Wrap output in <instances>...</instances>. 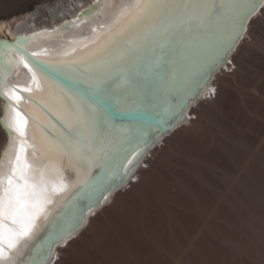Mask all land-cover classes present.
<instances>
[{
	"label": "bare ground",
	"instance_id": "6f19581e",
	"mask_svg": "<svg viewBox=\"0 0 264 264\" xmlns=\"http://www.w3.org/2000/svg\"><path fill=\"white\" fill-rule=\"evenodd\" d=\"M134 3L135 0H0V36H3L5 24L8 23L10 27L7 39L11 40L0 41V51L4 53L0 58V198L4 197V189L11 187L7 183V177L12 174V170H19L21 165H27L25 179L36 185V196L49 201L43 205V214L36 216L31 237L23 245H18L19 253L13 254L14 264H24L28 261L32 255L31 248L34 249V241L60 209L67 207L80 188L98 173L113 153H116L114 151L122 138L114 139L110 146H106L105 151L98 153L91 164L70 162L67 156L60 157L49 152L41 133L45 130L47 121L54 118L41 101L50 102L49 83L46 82L45 76L48 81L56 79L42 72L38 64L42 61L53 62L44 66L54 69L65 78L78 81L83 79L81 72L66 68L58 62L78 60L94 54L92 62L97 67L92 69V75H114L122 72L128 75L133 84L135 76L145 66V71L150 70L155 60H164L173 53L175 55V46L181 42V38L200 25L197 20L185 19L178 10L170 15L164 14L134 25L122 35H113L124 22L121 13L125 9H131ZM207 22L205 21V24ZM263 25L264 4L260 11L250 18L243 39L229 53L211 82L205 85L200 95L191 102V107L183 114L176 127L147 150L140 159L136 172L131 174L124 186L111 187L110 196L86 215L81 227L55 246L50 264H63L64 257L79 243L85 246L84 254L79 258L82 264L136 263V251L148 243L138 238L134 224L119 223L112 228L106 227L100 234L98 231L96 233L97 224L116 209L119 202L134 191L137 185L148 181L155 167L168 156L171 142L195 124L203 106L213 99L212 95L217 93L219 83L226 80L227 74L235 68L237 60L253 44L257 30ZM164 29L167 31L163 32ZM20 36L25 40H20ZM18 41H23L19 45L20 51L10 52L9 48L18 47ZM33 53L36 55L30 57ZM20 56L24 57L27 66L25 62H20ZM9 57L17 61L11 67L4 63ZM200 116L201 114L198 115ZM16 125L22 127V133L15 130ZM21 141L25 143L21 144ZM186 166L190 168L193 164L187 163ZM61 184L66 187L55 195L45 196L42 191L57 189ZM178 186L177 182L166 185L168 199L179 198V189L175 194L170 190ZM25 198L31 203V197ZM4 206L9 207L6 199ZM40 206L37 201L36 207ZM140 210L142 214L146 213L145 208ZM22 211L34 213L36 209L23 207ZM3 223L6 229L13 227L9 218H5ZM159 230L161 232V229ZM144 260L146 264H157L155 256L144 258L142 261Z\"/></svg>",
	"mask_w": 264,
	"mask_h": 264
},
{
	"label": "rangeland",
	"instance_id": "374dc122",
	"mask_svg": "<svg viewBox=\"0 0 264 264\" xmlns=\"http://www.w3.org/2000/svg\"><path fill=\"white\" fill-rule=\"evenodd\" d=\"M257 33L148 181L97 224L98 234L134 224L148 243L135 264H264V25ZM176 182L174 203L165 188ZM84 247L63 264H82Z\"/></svg>",
	"mask_w": 264,
	"mask_h": 264
},
{
	"label": "water",
	"instance_id": "95a60500",
	"mask_svg": "<svg viewBox=\"0 0 264 264\" xmlns=\"http://www.w3.org/2000/svg\"><path fill=\"white\" fill-rule=\"evenodd\" d=\"M237 4V8L213 17L204 26L199 25L183 36L175 46V55L155 60L150 70L145 71V66L137 73L128 95L136 97L138 103L126 104L115 119L117 127L125 130L116 153L80 188L69 205L52 218L34 241L32 255L24 264L31 260H47L50 264L55 246L81 227L86 215L110 196L111 187L124 186L147 150L176 127L191 102L243 39L250 18L260 11L264 0H237ZM253 4L254 11L249 12ZM19 39L25 40L22 36ZM30 57L34 56L30 54ZM38 67H46V74L60 83L69 80L52 68L41 64ZM106 100L112 105L116 103L111 94ZM133 155L135 159L128 164L127 160ZM69 230L70 234L65 235Z\"/></svg>",
	"mask_w": 264,
	"mask_h": 264
},
{
	"label": "snow or ice",
	"instance_id": "6c2138e0",
	"mask_svg": "<svg viewBox=\"0 0 264 264\" xmlns=\"http://www.w3.org/2000/svg\"><path fill=\"white\" fill-rule=\"evenodd\" d=\"M238 7L237 0H135L131 9H125L121 13L124 22L121 28L113 35H122L132 26L146 20L159 17L164 14H172L180 11L183 17L189 21L197 20L201 26L205 21H211L213 17L224 15L228 10ZM255 5L248 9L254 11ZM247 15V13L245 14ZM164 29L163 32H166ZM163 34V33H162ZM17 48H9L10 52H19ZM131 43V42H130ZM4 55L0 51V58ZM32 55H36L33 53ZM93 55L81 57L78 60L60 61L61 65L71 68L73 71L81 72L83 79L74 81L71 78L59 83L56 80L48 81L50 89V102L44 107L51 113L54 119L47 121L46 128L42 131V140L51 153L60 157L67 156L70 162L91 164L99 152L105 151L112 141L124 136L125 130L118 128L115 119L117 113L124 110L128 103L137 104V98L128 95L132 88V80L127 74L117 72L112 75H92V69L97 67L93 64ZM20 62H25L20 56ZM11 67L16 64V59L9 57L5 62ZM53 62L42 61L41 65H50ZM25 66L27 63L25 62ZM31 70V69H30ZM42 72H47L46 67H41ZM35 80V72H33ZM111 94L116 103L109 104L106 97ZM17 116L19 114L17 113ZM15 130L22 133V127L15 126ZM25 141H21L24 144ZM139 152L136 153L138 155ZM135 155L127 160L132 163ZM20 156H17L19 162ZM27 165H21L19 170L13 169L12 174L7 177L10 188L4 189V197L0 198V264H14L13 254L19 253L18 245H23L31 237L35 227L36 216L43 214V205L49 201L36 196L35 184H30L25 179L24 173ZM66 185L61 184L57 189H42L45 196L55 195L62 191ZM25 197H31L29 202ZM7 200L8 208L4 206ZM39 201L41 206L36 207ZM23 207L35 208L34 213L22 211ZM11 219L12 228L6 229L3 220ZM70 234V230L65 235ZM63 238V237H61ZM29 264H47V260H31Z\"/></svg>",
	"mask_w": 264,
	"mask_h": 264
}]
</instances>
